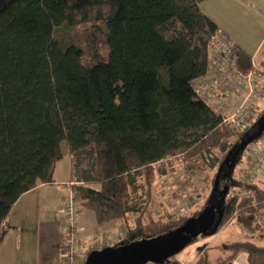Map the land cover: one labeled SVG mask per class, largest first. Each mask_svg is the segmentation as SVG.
Listing matches in <instances>:
<instances>
[{
  "label": "trees",
  "instance_id": "16d2710c",
  "mask_svg": "<svg viewBox=\"0 0 264 264\" xmlns=\"http://www.w3.org/2000/svg\"><path fill=\"white\" fill-rule=\"evenodd\" d=\"M201 1L0 3V225L21 195L53 182L64 156L81 209L98 224L125 221L122 239L110 246L176 228L219 198L213 189L219 165L248 131L231 141L227 123L194 91L192 80L205 72L208 44L218 32ZM63 24L68 40L56 36ZM236 60L241 71L252 68L244 51ZM251 117L255 127L264 117V99ZM9 123L26 136L10 137ZM167 158L180 159L186 169L212 170L209 190L190 210L167 208L152 216L156 177L165 174ZM225 176L221 172L219 183ZM225 181L215 233L236 219L247 235L225 241L220 254L204 251L203 264H232L241 252L248 264H264V241L255 239L264 237V185L232 173ZM163 264L179 263L172 256Z\"/></svg>",
  "mask_w": 264,
  "mask_h": 264
},
{
  "label": "crops",
  "instance_id": "0c3cea01",
  "mask_svg": "<svg viewBox=\"0 0 264 264\" xmlns=\"http://www.w3.org/2000/svg\"><path fill=\"white\" fill-rule=\"evenodd\" d=\"M199 7L216 24L218 31L235 43L239 51H244L256 62L264 59L260 53L264 43V0H203ZM243 161L245 165L239 169V176L246 169V160ZM70 167V157L64 156L55 165L53 182H39L14 203L0 225V264H61L65 228L58 209L65 194V184L70 181ZM233 167L232 172L236 171ZM252 181L264 185V169ZM88 211L81 210L79 225L84 233L96 241L105 240L113 233L117 223L108 221L98 224L93 213ZM228 223L216 233L186 245L173 256V260L179 264H203V252L209 253L216 247L215 238ZM238 226L241 227L240 224ZM232 264H248L245 253L238 254Z\"/></svg>",
  "mask_w": 264,
  "mask_h": 264
},
{
  "label": "built area",
  "instance_id": "2783aa9c",
  "mask_svg": "<svg viewBox=\"0 0 264 264\" xmlns=\"http://www.w3.org/2000/svg\"><path fill=\"white\" fill-rule=\"evenodd\" d=\"M238 52V47L227 35L216 32L208 44L207 68L192 80L195 93L207 101L229 126L231 140L240 131L254 127L251 114L264 99V59L259 62L252 59V68L243 72L237 66ZM245 160L246 169L239 178L250 183L264 169V130L246 148ZM64 191L58 209L65 228L61 264H83L90 251L109 244L99 243L84 233L78 223L81 207L73 198L70 182L65 184Z\"/></svg>",
  "mask_w": 264,
  "mask_h": 264
},
{
  "label": "water",
  "instance_id": "95a60500",
  "mask_svg": "<svg viewBox=\"0 0 264 264\" xmlns=\"http://www.w3.org/2000/svg\"><path fill=\"white\" fill-rule=\"evenodd\" d=\"M264 130V117L255 126L253 133L241 139L223 159L213 182V189L220 194L216 201L206 205L197 215L189 217L180 226L164 233L132 240L116 246H105L88 253L83 264H163L164 261L188 245L198 235H211L217 230L223 215V201L228 187L218 188L223 167L232 169L239 155Z\"/></svg>",
  "mask_w": 264,
  "mask_h": 264
},
{
  "label": "rangeland",
  "instance_id": "374dc122",
  "mask_svg": "<svg viewBox=\"0 0 264 264\" xmlns=\"http://www.w3.org/2000/svg\"><path fill=\"white\" fill-rule=\"evenodd\" d=\"M4 0H0V3ZM56 36L62 38L64 40H68L70 38V29L66 24L59 26L56 29ZM248 131V130H247ZM255 131V127L250 129L248 133H253ZM8 134L10 137H21L26 136L25 130L16 124L9 123L8 124ZM235 140V139H232ZM231 140V141H232ZM247 148V147H246ZM246 148L243 149L244 156L241 161L236 163L233 167L236 171H229L228 168L224 167L222 173H226L228 176L229 173L236 175L239 172V169L245 165V154ZM216 155H220L219 151L215 150ZM164 164L167 169L165 174L156 177L155 181V191L152 199L150 214L152 216H156L163 212L164 209H169L172 212H181L185 210H190L194 208V206L201 201V195L206 193L209 190L210 183L207 182V177L211 175L213 172L210 169L200 168L192 166L189 169H186L185 163L180 159H165L161 162ZM242 163V164H241ZM238 175V174H237ZM226 176L223 180L220 181L219 186L223 187L226 184ZM239 176V175H238ZM240 177V176H239ZM235 189H232V192ZM218 196L220 194L218 193ZM185 205V206H184ZM184 206V207H183ZM82 210V209H81ZM89 212V211H88ZM89 213H92L91 211ZM127 224H131V219H128ZM112 223H117V227L112 230V234L99 243H105L113 245L119 242L122 239V235L125 231V221L122 219L112 220ZM238 222L236 219H232L229 221L228 226L224 228V230H220L218 235L215 238L216 247L211 249L215 250L210 254H220L221 251L219 247L228 240L231 239H242L244 236V230L242 227L238 226ZM241 226V225H240ZM221 229V228H220ZM257 242H263L264 237H255ZM96 241L95 238H92ZM116 246V245H115ZM241 254V253H240ZM148 263V262H147Z\"/></svg>",
  "mask_w": 264,
  "mask_h": 264
},
{
  "label": "flooded vegetation",
  "instance_id": "af4514ba",
  "mask_svg": "<svg viewBox=\"0 0 264 264\" xmlns=\"http://www.w3.org/2000/svg\"><path fill=\"white\" fill-rule=\"evenodd\" d=\"M248 133V132H247Z\"/></svg>",
  "mask_w": 264,
  "mask_h": 264
}]
</instances>
